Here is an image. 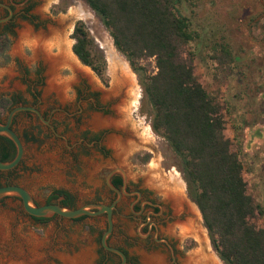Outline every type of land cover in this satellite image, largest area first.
<instances>
[{"label":"flooded vegetation","instance_id":"af4514ba","mask_svg":"<svg viewBox=\"0 0 264 264\" xmlns=\"http://www.w3.org/2000/svg\"><path fill=\"white\" fill-rule=\"evenodd\" d=\"M58 6L57 0H0V38L3 44L10 41L11 35H15L18 30L27 31L26 35H20L19 55L15 58V66L11 68L12 77L8 81L7 91L0 93L1 123L5 122L12 108L27 107L15 110L8 124L21 142L22 155L14 166L0 169V186L17 185L30 194L23 183L26 180L23 159H29V156L26 157V143L33 144L32 128L35 123L45 138L52 137L50 147L56 148L52 150L47 146L42 155L33 154L34 160L44 168V175H53L59 171L55 165L51 166L59 159L65 158L64 164L67 166H71L78 155L89 162L84 176L97 185L105 196L91 202L113 203L110 212L111 230L106 244L124 254L123 264H134V259L140 253L160 259L161 264H217L206 243L201 242L199 235H196L194 223L198 222V218L189 208L192 205L179 193L180 185L175 176H171V173L177 175V172L165 169L160 161H155L154 146L142 136L145 129H151L150 125H145L144 131H141L139 122L131 116L137 98L129 70L115 65L107 74L102 77L95 74L96 78L92 79L91 74L77 73L66 60L60 59L64 50L63 40L70 34V24L69 20H54V10ZM38 42L42 43L43 54L37 53L35 44ZM51 60H54L53 65ZM79 66L86 70V65ZM46 68L48 84L60 86L61 92L65 77L69 73L74 75V78L69 79L66 93H62V100L55 96L54 91L45 92L42 96L36 88L45 87ZM55 116H59V119ZM59 124L71 127L74 138L72 142L65 139L58 130ZM59 141L64 142V145L60 146ZM14 154L13 141L0 134V161H9ZM107 174L109 184L106 183ZM57 190L63 194L57 195ZM64 199H68V204H62ZM71 199L69 192L50 187L42 203L33 201L37 205L59 203L72 207ZM1 216L10 217L11 220L2 223L7 227L0 223V249L8 251L16 245L14 249L21 251L28 247L27 244L35 246L33 243L38 244L39 250L44 249L45 243L22 236L16 244L8 239L11 235L10 227L16 228L20 221L25 224L26 219L32 224L42 225L58 215L31 216L23 209L18 196L6 195L0 197ZM82 216L88 215L75 218ZM92 216L102 218L104 230L107 225L106 213ZM17 218L21 220L18 222ZM199 228L202 231V227ZM124 229L130 231L132 236L121 234ZM110 238L116 242L111 243ZM120 240L135 247L133 257L119 244ZM98 244L104 253V260L113 256L116 258L114 264L120 261L119 255L103 248L99 239ZM38 254L42 256L40 260H43V254ZM202 254L213 257V261H202Z\"/></svg>","mask_w":264,"mask_h":264},{"label":"rangeland","instance_id":"374dc122","mask_svg":"<svg viewBox=\"0 0 264 264\" xmlns=\"http://www.w3.org/2000/svg\"><path fill=\"white\" fill-rule=\"evenodd\" d=\"M57 1L59 6L54 10V13L56 12L53 17L54 20H69L68 32L70 33L76 20L83 22L93 40L94 47L103 54L104 74H107L108 70L117 65L115 61L111 60L101 44V37L108 38L112 43L108 29L103 25L99 16L89 8L85 0ZM78 4L87 11L90 10L89 13L93 18L92 25L87 23L82 16L72 13L73 8L77 7ZM174 6L175 13L187 19L188 29L193 35V38L183 45V50L189 53L192 58L193 74L206 92L219 102L224 119L223 135L228 138L230 150L237 154L242 164V176L246 182L247 193L262 209V213L256 216L253 222L257 226L264 227V0H179ZM19 39L20 32L18 30L15 35H11L10 41H6L5 45L0 46V93L7 91L8 81L12 77L10 71L15 66V58L19 55V52L13 48L17 44L20 50ZM63 42L70 56L79 65H82L71 51L73 42L71 35L65 36ZM113 47L125 62L121 59L117 61L122 68L129 70L135 84L139 96L133 104L134 110L131 112V116L139 122L140 130L144 131L143 127L150 125L151 107L142 92L141 82L143 74L147 75L154 72L153 58L140 59L137 64L144 68L140 71L133 69L125 55L114 45ZM105 55L109 56V63ZM84 68L87 74H91L92 79L96 78L95 73L87 65ZM46 75L45 87L36 88L40 90L42 96L45 92L54 91L55 96L62 100L63 95L59 96L54 89L47 88L49 79L47 68ZM72 78H74L72 73L65 77L62 93H66L69 85L67 82L69 83V79ZM55 118L59 119V116H55ZM36 125L34 123V128H32L33 144L26 143V157L29 156V159H23V164L26 167V180L23 183L29 189L32 199L37 203H42L44 195L50 187L69 192L72 196V207L91 202L97 197L104 198L103 191L84 176L89 167V162L84 161L80 155L77 156L71 166L64 164L65 158L59 159L51 164V166L55 165L59 171L53 175H44V168L34 160L33 154L40 153L42 155L44 150L48 148L47 146L52 150H56V148L50 147L52 137L45 138ZM58 130L69 142L74 140L72 137L73 130L70 126L67 128V126L63 127L59 124ZM144 132L143 138L154 146L153 157L155 161H160L165 169L177 172V175L171 173V176H175L180 185L179 193L195 210L210 254L214 255L217 264H223L211 248L200 212L187 193L177 156L171 151L160 134L153 132L152 129L148 130V128ZM146 141L145 143H147ZM63 143L62 141L58 142L60 146H63ZM63 156L65 157V154ZM1 217V225L11 220L10 217ZM20 220L21 218H17L18 222ZM17 224L16 228L10 227L11 235L7 236L8 239L17 244L22 236H26L31 240L44 242L45 247L36 250L32 244H27L28 247L20 249L21 251L14 249L16 245L11 246L8 251L0 249V264H17L19 261L25 264L24 261L27 262V260L32 259L31 264H59L58 256L60 254L75 256L82 250H88L89 254L81 264H114L116 262V258L113 256L104 260V253L99 247L98 239L104 228L100 217L88 215L69 219L56 216L42 225L32 224L27 219L25 224L21 221ZM3 226L7 227L6 225ZM121 234L126 237L132 236V233L125 229L122 230ZM109 241L111 243L116 242L114 238H110ZM119 244L129 256L133 257L135 254L133 245L123 240H120ZM38 252L43 254V260H40L42 256ZM144 255L146 254L140 253V256L134 259V264H143L142 257Z\"/></svg>","mask_w":264,"mask_h":264},{"label":"trees","instance_id":"16d2710c","mask_svg":"<svg viewBox=\"0 0 264 264\" xmlns=\"http://www.w3.org/2000/svg\"><path fill=\"white\" fill-rule=\"evenodd\" d=\"M85 2L133 69L144 70L139 60L153 58L155 70L143 74L141 82L151 107L150 127L177 156L187 193L219 259L223 264H264V227L253 222L262 209L247 193L242 164L223 135L221 106L196 80L192 58L183 50L193 35L187 19L174 11L179 0ZM70 35L72 53L102 77L103 54L81 20Z\"/></svg>","mask_w":264,"mask_h":264},{"label":"water","instance_id":"95a60500","mask_svg":"<svg viewBox=\"0 0 264 264\" xmlns=\"http://www.w3.org/2000/svg\"><path fill=\"white\" fill-rule=\"evenodd\" d=\"M90 8V7H89ZM91 9V8H90ZM92 10V9H91ZM93 11V10H92ZM20 108H27L24 106H18L12 108L8 116H6V120L4 123L0 122V134L7 136L10 138L14 145H15V154L12 159L9 161H0V169H8L14 166L22 155V145L20 140L18 139L17 135L13 132V130L8 126L9 121L11 119V114ZM109 174L106 176V183L108 182ZM6 195H16L21 199L23 209L30 214L31 216L35 217H43L49 216L51 214H57L58 216L65 217V218H75L81 215H96L99 213H106V228L102 231L99 241L103 248L111 250L117 253L120 257V261L117 264H123L125 261L124 254L118 250L117 248L108 246L106 244V238L111 230V219H110V212L111 208L113 207V203L111 204H104L99 202H87L81 204L77 207H68L63 206L59 203H44L37 205L33 201L32 197L28 193V191L20 186L17 185H1L0 186V197Z\"/></svg>","mask_w":264,"mask_h":264},{"label":"bare ground","instance_id":"6f19581e","mask_svg":"<svg viewBox=\"0 0 264 264\" xmlns=\"http://www.w3.org/2000/svg\"><path fill=\"white\" fill-rule=\"evenodd\" d=\"M81 2V1H80ZM86 6V5H85ZM90 11V10H89ZM89 11H87V9H85L82 5H79L78 4V6L77 7H74L73 8V10H72V13H74V15H80V16H82V18L84 19V20H86V22L87 23H89V24H91L92 25V23H93V18L91 17V15H90V13H89ZM92 12V11H91ZM98 32V31H97ZM27 34V31L26 30H22V31H20V35L21 36H24V35H26ZM98 34V33H97ZM100 35V34H99ZM99 35H98V37H99ZM100 40H101V44H102V47L104 48V50H105V52L111 57V60H113V61H115L116 62V66H120L121 64L117 61L118 59H121V60H123V58L118 54V52L116 51V49L113 47V45H112V43H111V41L108 39V38H106V37H101L100 38ZM36 45V47H37V53H39V54H43L44 52H43V50H42V43L41 42H38V43H36L35 44ZM16 52H18L19 51V46L18 45H15L14 46V48H13ZM63 53H62V55H61V57H60V59H64V60H66L67 61V64L75 71V72H77V73H80V74H85L86 72H85V70L83 69V68H81L69 55V53H68V51L65 49V46H63ZM107 55V56H108ZM106 56V55H105ZM106 56V58L108 59V63H109V56L107 57ZM53 62H54V60H51V65H53ZM123 62H125L124 60H123ZM48 88H50V89H55L56 90V92L59 94V95H62V92H61V87L60 86H56V85H54L53 83H50V84H48ZM137 96H139L138 95V93H137V91H136V97H135V99L137 98ZM189 208L191 209V211L194 213V214H196V212H195V210L193 209V207L191 206H189ZM196 218H194L193 220L194 221H196L195 220ZM195 224V232H196V235L198 234L199 235V237H200V241L201 242H204V243H206L205 242V237L203 236V230L201 231L200 230V223H199V221L197 222L196 221V223H194ZM194 227V226H193ZM37 245L38 244H35V246H34V249H38V248H36L37 247ZM34 251V250H33ZM88 254H89V252H88V250H82L81 252H79L78 254H76L75 256H69V254L68 255H65V254H60L59 256H58V258H59V261H60V263L59 264H81V263H83L84 261H85V259L87 258V256H88ZM203 255V254H202ZM203 257V258H202ZM201 257V259H202V261H204V262H212L213 261V257H210V256H208V255H203ZM33 260V259H32ZM32 260H30V261H28L27 260V262H25L24 261V263L25 264H31V262H33ZM142 263L143 264H161V260L160 259H158V258H156V257H152V256H149V255H144L143 257H142ZM21 264H23V263H21Z\"/></svg>","mask_w":264,"mask_h":264},{"label":"crops","instance_id":"0c3cea01","mask_svg":"<svg viewBox=\"0 0 264 264\" xmlns=\"http://www.w3.org/2000/svg\"><path fill=\"white\" fill-rule=\"evenodd\" d=\"M63 84L65 85V83H62V85H63ZM67 84H69V83L67 82ZM67 84H66V86H67ZM64 85H63V86H64Z\"/></svg>","mask_w":264,"mask_h":264}]
</instances>
